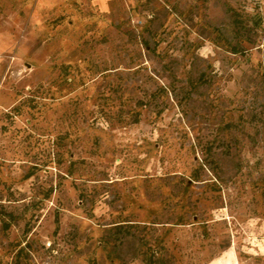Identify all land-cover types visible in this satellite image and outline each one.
I'll return each mask as SVG.
<instances>
[{
  "label": "rangeland",
  "instance_id": "obj_1",
  "mask_svg": "<svg viewBox=\"0 0 264 264\" xmlns=\"http://www.w3.org/2000/svg\"><path fill=\"white\" fill-rule=\"evenodd\" d=\"M0 264H264V0H0Z\"/></svg>",
  "mask_w": 264,
  "mask_h": 264
}]
</instances>
